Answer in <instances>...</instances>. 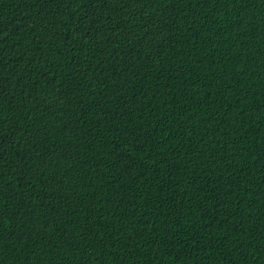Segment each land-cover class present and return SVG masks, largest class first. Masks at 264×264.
<instances>
[{
    "label": "trees",
    "instance_id": "1",
    "mask_svg": "<svg viewBox=\"0 0 264 264\" xmlns=\"http://www.w3.org/2000/svg\"><path fill=\"white\" fill-rule=\"evenodd\" d=\"M0 264H264V0H0Z\"/></svg>",
    "mask_w": 264,
    "mask_h": 264
}]
</instances>
